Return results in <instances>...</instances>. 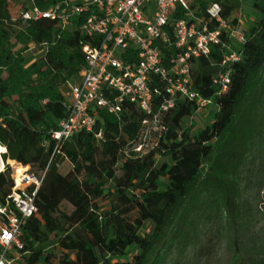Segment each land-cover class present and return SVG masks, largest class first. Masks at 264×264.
Instances as JSON below:
<instances>
[{"label":"trees","instance_id":"16d2710c","mask_svg":"<svg viewBox=\"0 0 264 264\" xmlns=\"http://www.w3.org/2000/svg\"><path fill=\"white\" fill-rule=\"evenodd\" d=\"M12 1L0 0V144L5 162L45 172L17 264H168L174 252L171 264H181L192 248L198 259L210 253L214 238L234 248L235 264H264V237L247 236L254 214L243 198L251 185L264 186V0H252L260 16L243 30L226 91L215 83L223 70L221 45L192 62L193 87L214 100L212 124L197 132L185 125L198 108L184 98L160 115L164 129L154 132L146 113L125 99L119 115L98 109L101 136L84 130L64 142L53 137L67 112L62 87L86 65L83 45L101 37L50 18L23 22L12 15ZM58 1L37 0L42 7ZM213 1L192 6L204 14ZM221 1L231 18L237 3ZM32 45L42 52L27 63ZM149 137L154 144L137 151ZM162 156L167 160L157 165ZM62 159L72 164L68 174L60 171ZM248 161L258 168L243 176ZM11 173L10 164L0 173V198L14 184ZM51 247L60 249L58 256Z\"/></svg>","mask_w":264,"mask_h":264},{"label":"built area","instance_id":"2783aa9c","mask_svg":"<svg viewBox=\"0 0 264 264\" xmlns=\"http://www.w3.org/2000/svg\"><path fill=\"white\" fill-rule=\"evenodd\" d=\"M193 0H59L42 7L37 0H24L16 18L37 22L55 20L63 29L78 28L90 39L100 36L95 44L85 43L86 65L71 85L67 112L53 137L64 142L80 131L97 132L98 109L119 115L121 102L127 99L145 113L144 123L151 131L164 129L160 115L173 108L178 99L197 102L198 110L214 103L193 87L192 62L208 56L212 46L221 45L223 70L215 83L220 92L231 82L232 64L240 60L236 47L246 39L239 21L224 16L221 0L211 2L204 14L192 6ZM174 48L166 55L164 48ZM162 93L166 98L158 102ZM150 131V132H151ZM146 138L136 146L142 151L154 144ZM7 151V149H6ZM0 173L6 170L3 154ZM3 163V166H1ZM16 165H22L16 163ZM0 198V264H17L23 248V226L38 212L36 196L45 172L29 168L17 178Z\"/></svg>","mask_w":264,"mask_h":264},{"label":"rangeland","instance_id":"374dc122","mask_svg":"<svg viewBox=\"0 0 264 264\" xmlns=\"http://www.w3.org/2000/svg\"><path fill=\"white\" fill-rule=\"evenodd\" d=\"M237 3V7L233 12L231 18H237L240 23V28L243 31L245 28H249L254 21L259 18V13L252 5V0H234ZM24 0H13L10 3V11L14 17L18 16V10ZM41 49L31 46V48L25 52V56L27 59V63L37 59L41 55ZM74 82V79L70 80L68 83L63 85L62 91L64 92L67 101L71 100V97L68 96V92L71 89V85ZM215 111V105L210 104L206 108H202L198 110L192 117H189L185 121V125L193 123L195 125L194 132L198 130L204 129L206 126L212 124L213 116ZM167 160L166 157H159L157 161V165H160L163 161ZM11 166V171L13 172V167L17 162L8 161ZM7 163V162H5ZM258 162L254 163L247 162L246 167L243 172V176L247 174H255L258 168ZM72 170V164L68 159H62L60 162V171L64 174H68ZM38 173V169L34 170ZM254 179L255 176H252ZM161 189H164L167 184V179L162 177L161 179ZM243 198L248 200V204L251 207V211L254 216L248 224V228L246 230L247 236H258L264 237V186L261 190L257 188L256 185H251L250 188L246 189L243 194ZM206 237L202 236V240H205ZM216 243L214 248L210 253L206 252L202 258H195L196 248H192L187 251L186 255L181 256V264H235L236 259L234 257V248H230L225 238L220 241H215V238L212 239L211 243ZM202 242L199 244L198 247ZM47 245V244H46ZM44 245V246H46ZM197 247V248H198ZM55 256H58L60 253V249L58 247L50 248ZM133 251H136L134 248ZM178 253L174 252L171 254L168 264H171L175 258H178ZM118 257H115L114 260H118ZM57 262V260H55ZM18 264H26L24 261H20Z\"/></svg>","mask_w":264,"mask_h":264},{"label":"bare ground","instance_id":"6f19581e","mask_svg":"<svg viewBox=\"0 0 264 264\" xmlns=\"http://www.w3.org/2000/svg\"><path fill=\"white\" fill-rule=\"evenodd\" d=\"M4 151H6V147H4V146H2V145L0 144V158H2V157H1V153L4 152ZM1 166H3V163H1ZM24 170H25V169L23 168L22 165H21V167L18 166V165H16V168H15V176L18 178V177L20 176V174H21Z\"/></svg>","mask_w":264,"mask_h":264}]
</instances>
